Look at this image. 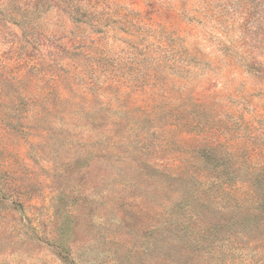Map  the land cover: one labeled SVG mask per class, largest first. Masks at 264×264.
<instances>
[{"label": "rangeland", "instance_id": "rangeland-1", "mask_svg": "<svg viewBox=\"0 0 264 264\" xmlns=\"http://www.w3.org/2000/svg\"><path fill=\"white\" fill-rule=\"evenodd\" d=\"M93 53L115 74L101 89L70 67L77 57L85 73ZM156 73L164 87L151 86ZM68 102L99 105L108 127L79 134L35 115ZM182 110L209 131L178 126ZM115 131L134 148L124 160ZM206 148L209 165H237L241 181L264 184V0H0V264H169L165 234L146 228L144 188L104 179L101 163L174 167L183 151ZM117 189L130 210L118 209ZM259 195L197 205L209 224L199 241L182 233L189 247L177 264H264Z\"/></svg>", "mask_w": 264, "mask_h": 264}, {"label": "trees", "instance_id": "trees-1", "mask_svg": "<svg viewBox=\"0 0 264 264\" xmlns=\"http://www.w3.org/2000/svg\"><path fill=\"white\" fill-rule=\"evenodd\" d=\"M26 43L20 41L11 42L10 49L13 51H23ZM84 57L82 56V59ZM70 60V67L77 69L74 76H81V83L86 86H94L101 89L105 83H112V79L115 74L107 71H102L101 59L96 58V54H90L87 59L84 69L85 73L90 71L89 75H84L77 66L80 62L77 57H73ZM34 65H31L33 67ZM15 69L10 71L11 74H16L20 70L18 64L11 67ZM67 71V70H66ZM155 75L152 77V87H164L165 83H161L160 79ZM66 72V80H69L71 74ZM104 76L102 80L101 77ZM22 78L13 75L8 80L10 82H20ZM159 84V85H158ZM20 94V93H19ZM87 103L85 98H83ZM192 107L200 109L201 103L190 100ZM195 102V103H194ZM63 104L40 107L35 111V115H53L55 118L63 122L66 125L67 130L72 131L79 130L77 133L83 134L85 130H98L102 132V128L106 126L102 116L105 112L102 108L91 107L89 104H81L75 102H68L67 106L61 107ZM24 112H28L30 109L28 106L24 107ZM185 110V109H183ZM179 113L183 117L182 123H178L181 128H190L197 133L208 132L209 125L207 121H199L194 117H189L185 111ZM101 113L103 115H101ZM189 113H191L189 111ZM195 116L193 113H191ZM196 114V113H195ZM86 118L89 120L87 125H82L81 120ZM112 122L110 123V125ZM109 139L112 141L111 145H117V154L119 159H126L127 153H132V144L129 143L128 138L123 136L120 131H115ZM110 146V147H113ZM211 150L208 148L202 151L190 150L183 151L182 156L179 158L180 164L174 167H159L156 165H136L129 169L123 167H111L105 164V160L101 163V174L104 179H110L114 183H128L131 186L137 188L143 187L146 197L150 200L148 211L146 212L147 224L146 228L149 230L150 235L164 233L165 238L161 241L166 249L173 248L174 256L168 254L164 257V263L177 264L176 257H180L185 248L189 247L183 242L186 236L182 233L192 234L188 236L191 240L199 241L194 234H202L203 229L209 224V221L205 220L203 213L206 208L197 207V205H205L215 203L217 201L235 202L240 203L242 201H250L252 205L259 199V194L264 193V184L261 183H246L241 181L242 169L237 165H209ZM222 158L221 161H225V154L219 153ZM215 155L214 157H217ZM250 175L255 172L253 170L248 171ZM262 186V187H260ZM261 189H258V188ZM113 199L120 201L118 209H131V205L128 203L130 195L125 194L122 189H117L113 194ZM178 201V202H176ZM133 208V207H132ZM255 207H252L254 209ZM134 209V208H133ZM242 210V208H239ZM139 211V210H138ZM230 214L238 217L241 211H233ZM237 223L240 221L238 218H232ZM216 225H225V219H217ZM194 236V237H193ZM186 252H189V248Z\"/></svg>", "mask_w": 264, "mask_h": 264}]
</instances>
